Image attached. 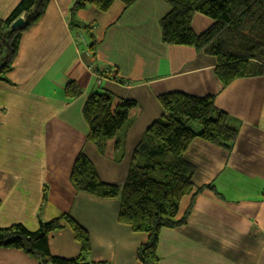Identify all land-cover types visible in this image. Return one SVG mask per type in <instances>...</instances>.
<instances>
[{"label": "crops", "instance_id": "crops-1", "mask_svg": "<svg viewBox=\"0 0 264 264\" xmlns=\"http://www.w3.org/2000/svg\"><path fill=\"white\" fill-rule=\"evenodd\" d=\"M19 2L0 0V18ZM74 3L49 1L43 17L24 33L8 81H0V227L21 224L37 231L41 221L68 214L89 233L87 261L143 264L137 251L149 234L120 221L118 199L76 191L70 180L74 161L84 153L102 181L123 185L147 127L172 115L158 95H213L239 134L230 151L197 138L185 152L196 168L194 191L181 201L178 217L192 208L184 225L162 229L158 264H264V75L237 78L223 87L211 55L163 42L160 19L170 10L165 0H137L129 8L116 1L107 12L92 6L73 19ZM78 20L93 23L92 29L75 25ZM212 23L197 13L192 27L202 33ZM103 67L115 70L117 78ZM69 82L83 91L73 100L64 94ZM102 90L113 94L115 107L120 100L136 102L118 158L112 141L101 153L87 140L83 107L92 92ZM210 184L215 191L206 188L193 197ZM125 214L133 222L141 220L129 210ZM48 241L53 255L72 259L82 254L66 223ZM0 264L38 260L0 247Z\"/></svg>", "mask_w": 264, "mask_h": 264}, {"label": "trees", "instance_id": "trees-1", "mask_svg": "<svg viewBox=\"0 0 264 264\" xmlns=\"http://www.w3.org/2000/svg\"><path fill=\"white\" fill-rule=\"evenodd\" d=\"M49 1L20 0L6 19L0 18V81H8L24 33L43 17ZM116 1L129 8L137 0H75L71 15L74 19L79 10L92 6L99 12H107ZM165 1L170 10L160 19L163 42L191 46L211 55L216 60L215 73L223 87L237 78L264 75V0ZM197 13L213 21L202 33H196L192 27ZM23 14L25 24L13 28L12 23ZM87 24L78 20L75 25L92 29L93 23ZM90 48L94 49V43ZM104 73L117 78L115 72ZM82 92L76 82H69L64 90L67 100L79 97ZM157 98L163 110L172 115L159 118L147 127L134 150L123 185L102 181L84 153L76 157L70 173L76 191L102 199H118L120 221L149 234L137 251L143 264H158L157 248L163 228H178L187 221L192 204L185 215L180 218L178 215L181 201L194 191L196 168L184 158L191 143L200 138L230 151L239 134V126L215 106L213 95L172 91ZM114 100L108 90L92 92L84 104L83 116L89 127L87 140L97 145L101 153H105L112 141L118 158L122 156L132 122L130 113L136 102L120 100L115 107ZM206 188L215 191L213 184L204 185L193 197ZM126 210L138 214L141 220L133 222ZM64 223L71 227L82 247L77 258L60 257L49 250L50 234L60 230ZM0 247L19 249L35 257L38 264H106L85 259L91 250L89 233L68 214L41 221L37 231H29L21 224L0 227Z\"/></svg>", "mask_w": 264, "mask_h": 264}, {"label": "water", "instance_id": "water-1", "mask_svg": "<svg viewBox=\"0 0 264 264\" xmlns=\"http://www.w3.org/2000/svg\"><path fill=\"white\" fill-rule=\"evenodd\" d=\"M25 24V19L21 16L19 18H17L13 23H12V27L13 28H17L20 27L22 25Z\"/></svg>", "mask_w": 264, "mask_h": 264}, {"label": "built area", "instance_id": "built-area-1", "mask_svg": "<svg viewBox=\"0 0 264 264\" xmlns=\"http://www.w3.org/2000/svg\"><path fill=\"white\" fill-rule=\"evenodd\" d=\"M103 71L106 72V73H114L115 71L113 69H110L109 67H103Z\"/></svg>", "mask_w": 264, "mask_h": 264}, {"label": "rangeland", "instance_id": "rangeland-1", "mask_svg": "<svg viewBox=\"0 0 264 264\" xmlns=\"http://www.w3.org/2000/svg\"><path fill=\"white\" fill-rule=\"evenodd\" d=\"M84 39V38H83ZM194 125V124H193ZM198 125V124H197ZM194 128V126H192ZM197 128V127H196Z\"/></svg>", "mask_w": 264, "mask_h": 264}]
</instances>
